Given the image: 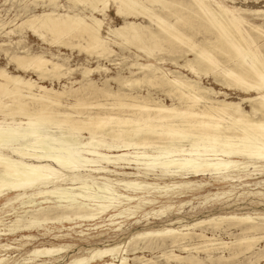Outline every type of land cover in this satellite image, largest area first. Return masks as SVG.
<instances>
[{
  "label": "bare ground",
  "instance_id": "bare-ground-1",
  "mask_svg": "<svg viewBox=\"0 0 264 264\" xmlns=\"http://www.w3.org/2000/svg\"><path fill=\"white\" fill-rule=\"evenodd\" d=\"M6 1L9 0H2ZM38 1L42 3L41 9L31 12L28 4L36 5ZM120 3L125 6L124 15L117 14V0H107V7L105 0H25L12 17L0 14V34L21 33L27 28L43 41L97 58L94 67L79 63L80 79L70 81L71 84L78 82L79 86L74 89L70 85L69 90H65L64 84L61 90H54L39 84L38 80L0 69V114L18 115L28 125L26 128L0 126V211L11 208L12 212L6 215H13L8 222L3 219L5 216L0 217V223L5 225L0 229V237L18 236L14 232H21L18 241H33L36 238L30 231L41 228L53 240L20 256L9 250H19L22 244L19 247L0 243V264H173L172 260L175 264H209L211 252L227 251L225 258H234L239 253L254 252L255 240L263 237L264 216L261 215L218 214L189 224L177 218L160 229L135 234L132 238L138 242L129 249L125 240L93 248L62 262L70 245L59 242L68 238V232L62 231L71 230L72 224L106 218L107 233H115L123 230V223H131L137 217L133 216L135 213L141 215L147 208L151 214L165 215L172 206L159 207V198L170 202L169 198L179 195L175 192L176 182L138 179L121 180L130 194L116 195L107 183L97 186V179H104L99 175L104 172L103 167L95 164L98 158L117 166L133 167L145 175L152 174L154 179L178 175L222 179L231 172L251 176L264 173V91L260 90L264 84V56L251 35L254 32L244 27L248 23L245 12L225 6L220 0H120ZM156 7L167 11L168 16L165 12V15L157 13ZM109 9L120 19L119 24L109 25ZM182 10L198 14L199 21L201 19L208 28L213 27L217 33L215 39L202 43L190 41L175 26L177 22H173L184 19V14L177 13ZM251 13L264 17L262 9ZM137 16L156 24L157 30L137 21ZM98 23L100 38L108 39L106 45L97 43L94 38ZM248 26L264 36L261 25L248 23ZM116 28L123 31L117 32ZM109 29L114 30L113 35ZM170 38L186 44L192 54V58L186 54L180 56L181 62L178 57L169 59L179 70L164 68L161 63L165 58L157 56L164 50L161 41ZM113 46L128 49V55H121V63H114L119 64L116 74L105 75L97 84L90 74L109 71L100 63V58L113 62V57L118 55ZM131 46L134 50H130ZM9 55L17 68L34 71L38 79L49 76L59 79L75 72L74 68L66 66V58L54 60L55 54L48 57L43 52L25 50ZM128 58L129 61H124ZM180 69L193 73L195 78ZM201 75H210L214 82L226 87L253 89L254 94L240 97L238 101H226L228 93L201 85ZM156 87L170 98L175 95L177 102L171 99L167 105L160 97H153L149 90ZM142 88L146 91L144 94H140ZM79 92L82 95L73 102L65 104L62 100L65 95ZM220 96L223 98L219 99ZM101 98L104 99L99 100ZM242 102L247 103L248 110L243 109ZM95 106L98 108L93 110ZM34 120L45 128L34 129ZM52 128L62 133L48 132ZM83 131L87 133L85 142L80 139ZM28 137L34 140L23 145L17 142ZM80 145L86 147L81 153L77 147ZM96 146L114 151L133 149L134 154L101 153ZM148 148L159 154H148ZM94 188L101 189L103 194L97 195ZM122 200L125 203L122 204ZM156 207L159 209L154 210ZM119 218L123 220L118 221ZM197 228L200 232L193 231ZM204 230L210 231L211 237H207ZM222 230L234 235L233 240L216 242L212 235ZM79 235L87 241L103 234L90 236L80 231ZM194 239H201L202 247L195 246ZM145 249L152 253L158 249L162 254L151 258L138 256L136 251ZM175 249L186 255L173 254ZM194 252H205V255L196 258Z\"/></svg>",
  "mask_w": 264,
  "mask_h": 264
},
{
  "label": "rangeland",
  "instance_id": "rangeland-1",
  "mask_svg": "<svg viewBox=\"0 0 264 264\" xmlns=\"http://www.w3.org/2000/svg\"><path fill=\"white\" fill-rule=\"evenodd\" d=\"M20 1L19 0H9V1H6L5 3H3L2 0H0V14L4 15L3 17H12V15L14 13L18 12V9L22 5V2L24 3L25 0H20ZM183 1H185V0H183ZM220 1L225 6L235 7L237 9L245 12L244 15H245V18L247 19L248 23H250L252 25H255V24L258 25L259 24V26L261 25V27H264V17L263 18L262 17L259 18V16L255 17L251 13L252 10H257V9L264 10V0H220ZM61 2H63V0H61ZM29 4H28V8L30 9L31 12H38L42 7V5H41L42 3L40 1H38L36 5L32 4V3H29ZM78 6L81 7L82 5L79 4ZM159 9L160 8L156 7L155 11L157 13H160V14H164V12H165L166 15L168 16L167 11H164L161 9L159 10ZM187 11L188 10H186V11L182 10V12L177 11V13H179V14H182V15L184 14L183 17L185 19V22H184L183 18L180 21L179 20L174 21L172 18L174 24H175V22H177V24H175V26L177 28L181 29V31H183L185 33V35L190 38V41L192 40V41H195L198 43H202L204 40H209L210 38H211V40L212 39L214 40L215 37L217 36L215 29L213 27L208 28L206 23L201 21V19L199 21V18H198L199 15L198 14L195 13V15H194L192 13V15H191V12L190 11L187 12ZM108 14H109V18H110V19L108 18V20H107V21L110 20L108 22L109 25H117L121 22L120 19L115 16L112 9L108 10ZM191 16H193V17L191 18ZM195 17H196V19H195ZM135 18L137 21L141 20V22H144L146 24H150V29H153L155 31L157 30L156 24L149 23V21L147 19L143 18L142 16L141 17L137 16ZM190 18H191V20H190ZM186 20H188L190 22H187ZM181 21H182V23L184 22L183 25H182ZM196 22L199 24L197 25ZM201 22H203V24ZM248 23H245V24L243 23L245 25L244 27L249 29L250 33L254 32L251 35L254 36L255 44H257V45L259 44L258 45V47L260 46L259 51L261 49V53L264 56V36L262 37V35H258L255 31L251 30L250 27L248 26ZM180 24H181V26H180ZM200 24H201V27H200ZM206 26H207V28H206ZM196 27H197V29H196ZM182 28H183V30H182ZM187 29H189V30L187 31ZM195 29H196V31H195ZM6 30H8V29H6ZM102 32L104 33V31H102ZM189 32H190V34H189ZM211 34H212V36H211ZM159 35H160V33H159ZM161 35L164 36L165 34L161 33ZM213 35H214V37H213ZM205 36L207 38H205ZM194 37H195V39H194ZM145 38H147L146 35H145ZM200 38H201V40H200ZM18 39H21V40H18ZM170 40H172V42ZM18 41H20V42H18ZM165 41H166V44H165ZM165 41L164 42H163V40L161 41V43L163 44L164 50H161V52H158V54H157V56H159V54H160V56L165 58V61H163V63H161V65L164 68H169L171 70L178 69L175 65L170 63L169 59H171L173 57H178L177 59H179V61L180 60L182 61L180 56H182L183 54H186V57H188V58H192V54L188 51L189 48L186 44L180 43L179 41H176V40L171 39V38L168 40H165ZM167 42H168V44H167ZM260 42H261V44H260ZM16 43L17 44L19 43V44L17 45ZM173 43H175V44H173ZM0 45H1L0 46V67H1L0 69H5L7 72H9V74L20 75L21 77H24V78H31L32 80H38L39 84L46 86L48 88L51 87L54 90H61L60 88H63L64 86H65L64 87L65 90H69L68 88L70 87V85H71V88H74V89H75V87L77 88V86H79L78 82H73L71 84L70 81L80 79L79 63L85 62L84 64H87L91 67H94V65L96 64L95 60L97 59L95 55H86V54H84V52H78L77 49L71 50V49L67 48L66 46H59V45L56 46L57 44H55V43H49L48 41H43V40H41V38L34 35L27 28L23 29L21 33H9L8 32V34H4V35L0 34ZM15 45H16V47H14ZM171 45H172V47H170ZM116 47L113 46V49H115L117 51L118 55L115 56L116 58L113 57V59H114L113 62L110 63L106 59L100 58V63L107 66L109 68V71L106 74L103 72H97V71H94L92 74H90L92 79L97 84L101 80H103V77L105 75L113 76L114 74H116L115 72L117 71V68H119V64L115 65L114 63H121V60H120L121 55H128V53H126V52H128V49H125V48L121 49L118 46H116ZM166 47H167V49H166ZM24 48H25V50H28L29 52H43L48 57L51 56V54H55L57 56L55 57L54 60L61 61V59H63V57H64V58H66V62H65L66 66L74 68L75 72L73 71L71 73V75L68 77H63V78L60 77L59 79L54 78V77H50V76L45 77L44 79H38L37 75L35 74L34 71H32L30 69L29 70L27 69L24 71L21 68H17L16 63L14 64L15 61L9 60L10 59V55H9L10 52L21 53V52L25 51ZM175 48H177V50ZM14 49L17 51H15ZM169 49L171 50V52H169ZM181 49H183V50H181ZM130 50H134L133 47L130 48ZM162 51H164L165 53ZM178 51L180 53H177ZM76 52L79 54H77ZM184 52H186V53H184ZM171 53H172V55H171ZM164 54H165V56H163ZM221 57H222V55H219V58H221ZM85 59H87L88 62H86ZM129 60H130V58L125 59L124 61H129ZM117 61H119V62H117ZM78 66H79V68H77ZM180 71L184 72L185 74H187V76H189L191 78H195L193 73H190V72L183 70V69H180ZM123 73L127 74V72H125V71ZM209 76L210 75H201L200 79H199L200 84L204 85V86L213 87L216 90H221V91L227 92L228 98L226 99V101H238L240 97H244V96L254 94L253 89H250L248 91H244L241 88L240 89L237 87L234 88V86L233 87H226L224 85H220V83H218V82L216 83V81L214 82L213 78L211 76L210 77ZM67 78L69 79L68 80L69 82L66 80ZM67 83H69V84L67 85ZM62 84H64V86ZM110 85L112 87L115 86L113 81L110 82ZM66 86H68V87H66ZM142 89L143 90H140V94H142V93L144 94L146 92L144 88H142ZM135 91H138V90H132V91L126 90V92H132V93H134ZM149 91H151L150 94L153 97L154 96L160 97L161 100L167 105L171 103V99H173L172 100L173 102H175V103L177 102V97L175 95H174L175 97L173 96L172 98H170L169 96L165 95L164 91H162L158 87L152 88V90H149ZM76 94L77 93H72L71 95L73 97L70 94H69L70 96L65 95V96H63L62 100L64 101L65 104L73 102L77 96L82 95V92H79L78 93L79 95L78 94L76 95ZM218 98L222 99L223 97L220 96ZM89 99H92V98L90 97ZM103 99L104 98H101L99 100H103ZM241 106L243 107L244 110L249 109L247 103H245V102H242ZM95 107H93V110H96L98 108V107H96V108ZM0 126H6V127H11V128H13V127H18V128L28 127L27 124H24L23 118H20L18 115L12 116L9 113H5L4 115L0 114ZM32 127L36 130H41V129L45 128L44 125H42L41 123H39L35 120L32 123ZM49 131H52L53 134L54 133H56V134L62 133L61 130H59L58 128H52V129L48 130V132ZM45 132H46V135H48L47 131H45ZM86 137H87V133L84 131L81 132L80 139L83 142H85ZM28 140L32 141L34 139H33V137H28L26 139H19L17 142L19 144L23 145ZM48 141L49 140L47 139V142ZM83 146H81V145L77 146L79 148L78 152H80V153L83 152V149L86 148L85 145H83ZM87 147L91 148L90 146H87ZM95 149L98 152L106 153V154H113V155H118V154L125 153V152L129 153L131 155L134 154L133 149L124 150V151H114V150L104 149L103 147H98V146H96ZM147 151H148L147 152L148 154H159L150 148H148ZM87 157L95 158L94 156L92 157L91 155H88ZM95 164L101 165L104 169V172L99 174L101 176H104V179H97V182H98L97 186H102V184L107 183V184L111 185V187L115 190L114 194L117 193L116 195L130 194L129 190L125 189V187L123 185H121V183H122L121 180H127V179H138V180H145V181L156 182V183H164L165 182V183H169V184H171V182H176L174 184L175 192H178L179 195L177 198H169L168 200L170 202H166V198L165 199L159 198V200H160L158 203L159 207L164 208L165 206H172V208L165 215H161L159 213L151 214L150 208H147V209H145V211H143V213L141 215H140V212L135 213L133 216L134 217L137 216V217L135 219L131 220V223H123L122 224L123 230L115 232V233H107L108 230L106 228L108 227V225H107L108 221L106 220V218H103L100 221H95V222H91V223L81 222L78 224H72L71 226H73V228L71 230H68V231L63 230L62 231V232H68V234H69L68 238H66L65 240H61V242H59V243H64V244L70 245V248L67 252V255L62 260L63 263L71 260L72 258H74L78 255L84 254L93 248L104 247L105 244L111 245V244H114L116 242L122 243L123 241L127 240L128 241L127 245L128 244L129 245L128 246L126 245V246L129 249L132 245H134L136 242H138L136 239L132 238L135 234L143 233L145 231L160 229L163 226H166L171 220L177 219V218H182L184 220L183 224H189V223H192L193 221H196L199 219H207L209 217H212V216L218 215V214H222V215H231V214H233V215H245V214H249V215L264 216V173L263 174L257 173L255 176L254 175L251 176L248 173L237 175L238 172H231L229 174L222 176V179H216V178L212 179L211 177H208V176H199L198 178L195 179L194 177L192 178L188 175H178V176H176V178H172L171 176H166L165 179H154L153 178L154 176H152V174L145 175L143 172H141L140 170H137L133 167H130V168L129 167H123L122 165L117 166V165H114L112 163L105 162L101 158L96 159ZM155 173L159 174L160 172L155 171ZM94 190L97 193V195L103 194L101 189L99 190V189L94 188ZM123 202L125 203V201L122 200L121 203L123 204ZM158 209H159L158 207L154 208V210H158ZM11 212H12L11 208H6V209L0 211V217L5 216V217H3V219H5V222H8L10 220L9 218H12L13 215L10 216V215H6V214H10ZM147 212H149V213H147ZM117 220L120 221L123 219L119 218ZM4 226H2V224L0 223V229H3ZM175 226H177V224H175ZM198 230H199V228H197L193 231L200 232V230L199 231ZM80 231H82L83 233H89V234H91L90 236H94L97 233H102L103 235L98 237L96 240H89L88 239L87 241H83L85 237L79 235ZM30 232L36 238V240L18 241V238L20 237L19 234L21 232H14V234H17L18 236H12L11 234L6 235V236L2 235L0 237V243H8L11 246H19V247H20L19 244H22V246L19 250H13V249L9 250V252H11V254L15 255L18 253L17 255L20 256V255H24L25 252L31 250L34 247H40L42 245L47 244L50 241H53V240H51V236L45 235L46 230H44V229H41V228L32 229ZM226 232L227 231H224V230L217 232L215 235H212L213 239L214 240L217 239V240H215L216 242H218V241H224V242L232 241L234 235H232V234L228 235V233H226ZM58 233H60V232H55L54 234H58ZM204 234L207 237H211V233L208 230H204ZM235 234L237 235L238 233L235 232ZM90 236H88V237L86 236V237L89 238ZM195 242H198V243L196 244ZM192 243H194L195 246H197V247L199 245H200V247H202L201 244L203 245L201 239H194ZM254 246H255L253 248L254 252L249 251L246 253L245 252L239 253L238 254L239 256L236 255L234 258H229V259L225 258L228 256L227 251L221 252L222 254L220 252H217V251L211 252L212 254L210 253V256L212 258H210V259H212V260H210L211 263H209V264H245V263L246 264H256V263L257 264H264V254H263L264 253V248H263L264 247V234H263L262 238L255 240ZM165 251H168V250L166 249ZM258 251H260V252H258ZM136 253L138 254V256L143 255L145 258H151V257H155V256L160 255L161 252L158 249H154L153 253H152V251H150L149 249H145L142 251L137 250ZM215 253H216V255H215ZM252 253H253V255H252ZM173 254H181L182 256L186 255L185 252H182V251L176 250V249H175V251H173ZM194 254H195V257L197 256L198 258L199 257L203 258L205 255V252H200V253L194 252ZM217 255L220 257H218ZM215 256L218 259L215 258ZM132 257H133V255L130 254L129 258L131 259ZM250 257H251V259H250ZM254 259H255V261H254ZM171 262L173 264H175V262L173 260Z\"/></svg>",
  "mask_w": 264,
  "mask_h": 264
},
{
  "label": "snow or ice",
  "instance_id": "snow-or-ice-1",
  "mask_svg": "<svg viewBox=\"0 0 264 264\" xmlns=\"http://www.w3.org/2000/svg\"><path fill=\"white\" fill-rule=\"evenodd\" d=\"M117 3H118V7H117V14L118 15H124L122 9L125 7L123 4L120 3V0H117ZM105 7H107V0H105ZM127 26V24H125V27ZM115 31L119 32V31H123V29H114ZM114 30L113 29H109V33L110 35H113L114 33ZM94 38L95 40L97 41V43L99 44H102V45H106L108 44V39L107 38H104V39H101L100 36H99V23L97 25V28L94 30ZM261 91H264V84L261 85V88H260Z\"/></svg>",
  "mask_w": 264,
  "mask_h": 264
}]
</instances>
